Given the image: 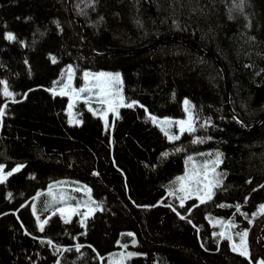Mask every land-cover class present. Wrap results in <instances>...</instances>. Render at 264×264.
Here are the masks:
<instances>
[{
    "label": "trees",
    "instance_id": "trees-1",
    "mask_svg": "<svg viewBox=\"0 0 264 264\" xmlns=\"http://www.w3.org/2000/svg\"><path fill=\"white\" fill-rule=\"evenodd\" d=\"M67 68L120 73L106 126L83 99L70 122ZM263 117L264 0H0V264L264 260ZM214 153L211 199L182 200L187 158Z\"/></svg>",
    "mask_w": 264,
    "mask_h": 264
},
{
    "label": "rangeland",
    "instance_id": "rangeland-1",
    "mask_svg": "<svg viewBox=\"0 0 264 264\" xmlns=\"http://www.w3.org/2000/svg\"><path fill=\"white\" fill-rule=\"evenodd\" d=\"M101 73H104L105 76L97 79ZM117 75L119 77L118 80L114 79ZM81 89H84V91H81ZM59 92L68 96L70 122L78 121L70 114L73 110L74 102L78 99L88 100L89 103H95L96 105L91 109L102 118L105 126L109 122V114L113 113L118 106L126 104L121 85V76L118 71L99 70L86 72L83 76V82L80 85H75L72 81L71 68H67L66 82ZM186 102L187 100L184 101L185 117L177 122L180 131L182 127L184 130H188V122L192 121L191 111ZM180 122H184L183 125ZM191 158L192 159H189V157L187 158L185 170L178 177H183V179H177L176 189L179 191V196L182 200L188 197H196L202 200L208 197L210 189L217 181L216 169L214 167V165H217V154H211L209 159H201L200 161L194 156H191ZM0 175L3 176L2 171H0ZM85 191L90 196L89 188L86 187ZM60 194L65 196V193ZM74 196L76 197V195ZM75 211H77V206L73 204L57 205L48 210L44 215H38V222L40 225L43 224L46 218L52 213L57 212L69 216ZM83 212L88 214L91 212V209L87 207ZM225 232L230 235L228 225H226ZM243 234L244 233L239 236V240L234 243V246L238 248L240 252L246 249L247 253H249L247 235L243 236ZM261 261L264 260L258 259L254 264H260Z\"/></svg>",
    "mask_w": 264,
    "mask_h": 264
},
{
    "label": "snow or ice",
    "instance_id": "snow-or-ice-1",
    "mask_svg": "<svg viewBox=\"0 0 264 264\" xmlns=\"http://www.w3.org/2000/svg\"><path fill=\"white\" fill-rule=\"evenodd\" d=\"M14 37H12L11 35H9V37H8V39H13ZM105 76V74L104 73H101V74H99V77H97V79H99L100 77H104ZM114 79H119V77H118V75L116 76V77H114ZM81 91H84V89H81ZM5 94L6 95H10L9 93H7V90L5 89ZM61 94H64V93H61ZM187 103V102H186ZM132 105H128V107H131ZM182 125H183V123L184 122H180ZM184 129H183V127L181 128V131H183ZM188 131H194V129L192 128V126H191V122L189 121L188 122ZM165 155H167V154H165ZM221 156V154L220 153H217V161H216V163L218 164L219 163V157ZM189 159H192L191 157H189ZM2 169H3V166L2 165H0V171H2ZM12 171H19V168H16V169H13ZM12 174V172H9V173H7V175H11ZM5 177L4 176H0V180H2V179H4ZM178 179H183V177H181V178H178ZM219 183H220V181H216V185H219ZM210 187H211V185H210ZM208 198L209 199H211V192H209V194H208ZM203 202V201H202ZM182 204H183V201L181 202ZM237 208L239 209V206H237ZM261 208L262 209H264V205H262L261 206ZM44 223H47V221H45ZM41 230H43V224H41ZM128 235H132L131 233H129ZM247 235V233L245 232L244 234H243V236H246ZM77 250H79V246H77ZM233 251H239V249L238 248H236L235 246L233 247ZM248 253H247V250L245 249L244 251H241V255H247ZM131 255V254H130ZM260 264H264V261H261L260 262Z\"/></svg>",
    "mask_w": 264,
    "mask_h": 264
},
{
    "label": "water",
    "instance_id": "water-1",
    "mask_svg": "<svg viewBox=\"0 0 264 264\" xmlns=\"http://www.w3.org/2000/svg\"><path fill=\"white\" fill-rule=\"evenodd\" d=\"M170 38H174V39H176V40H178V41H180V42H182V43H184L186 45H189V46H191V47H193V48H195V49H197V50H199L201 52H204L203 50H201L199 47H197L196 45H194L192 42H190L188 40H185V39L179 38V37H170ZM165 39H166V37L165 38H159V39L155 40L154 42H152L151 44H149V45H147V46H145L143 48H137V49H120V50H117V51L112 52L111 54H120V53H126V52H130V51H139V50H142V49H145V48H149V47H151L153 45H156L158 43H161ZM216 63L222 68V66H221V64L219 62L216 61ZM225 86H226L227 99L229 100V87H228V83H227L226 80H225ZM263 119H264V117L261 120H263ZM262 246L264 248V245L263 244H262Z\"/></svg>",
    "mask_w": 264,
    "mask_h": 264
}]
</instances>
